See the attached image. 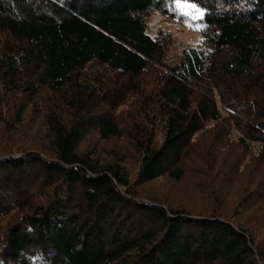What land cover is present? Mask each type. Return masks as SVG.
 I'll return each mask as SVG.
<instances>
[{"label":"trees","instance_id":"1","mask_svg":"<svg viewBox=\"0 0 264 264\" xmlns=\"http://www.w3.org/2000/svg\"><path fill=\"white\" fill-rule=\"evenodd\" d=\"M192 1L170 62L175 0H0V264H264V0Z\"/></svg>","mask_w":264,"mask_h":264},{"label":"rangeland","instance_id":"2","mask_svg":"<svg viewBox=\"0 0 264 264\" xmlns=\"http://www.w3.org/2000/svg\"><path fill=\"white\" fill-rule=\"evenodd\" d=\"M180 3H194L196 7L181 9L175 0L176 16L164 15L160 11H153L149 18V30L153 35H156L159 31H163L170 35L171 48L168 51V59L170 62H178L184 48L199 46L202 42V34L200 31L201 25L198 20L200 19L199 17L201 14L204 16V9L192 0H180ZM182 12H186L187 15L182 14ZM32 110H34L32 107L28 108L24 116V122L27 124L31 123L32 125L33 122H36V124H43L44 118L39 116V112H32ZM134 162L133 158H130V161L127 164L132 179L135 178V173L138 168L137 164ZM216 166L217 165L214 167ZM212 180L215 185L219 183V179L215 177ZM186 182L191 184L187 178L185 181L174 182L169 177L165 176L158 180L145 182L144 184L139 183L136 187L138 194L143 197L153 198L156 201L166 202L169 205L171 204L175 206L187 202L186 205L193 208L197 205L199 199H192L193 197L190 194L191 191L194 192V189L186 187L188 186ZM222 191L223 189H221V192ZM228 194L229 190L225 189V192L222 195L227 196ZM233 195L230 198L231 201ZM188 199H192V201H189Z\"/></svg>","mask_w":264,"mask_h":264},{"label":"snow or ice","instance_id":"3","mask_svg":"<svg viewBox=\"0 0 264 264\" xmlns=\"http://www.w3.org/2000/svg\"><path fill=\"white\" fill-rule=\"evenodd\" d=\"M176 2H177V4H179V6H180L181 9H184V8H194V7H196V5L194 3H183V4H181L180 3V0H176ZM182 14L187 15L186 12H182ZM199 18L202 19L203 18V15L201 14V16ZM38 259H40V258L38 257Z\"/></svg>","mask_w":264,"mask_h":264}]
</instances>
